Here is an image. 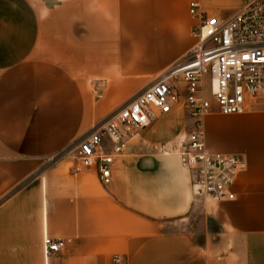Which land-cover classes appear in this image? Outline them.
Instances as JSON below:
<instances>
[{"label":"crops","instance_id":"crops-1","mask_svg":"<svg viewBox=\"0 0 264 264\" xmlns=\"http://www.w3.org/2000/svg\"><path fill=\"white\" fill-rule=\"evenodd\" d=\"M194 0H0V264H264V111L203 119L207 150L240 157L231 202L195 197L154 149L179 107L128 142L100 182L65 154L195 48ZM213 5L223 6L222 0ZM209 5V4H207ZM64 240L46 255L44 240Z\"/></svg>","mask_w":264,"mask_h":264},{"label":"built area","instance_id":"built-area-1","mask_svg":"<svg viewBox=\"0 0 264 264\" xmlns=\"http://www.w3.org/2000/svg\"><path fill=\"white\" fill-rule=\"evenodd\" d=\"M215 0H194L191 16L198 19L193 36L198 42L185 61L165 71L149 88L127 105L93 126L65 155L94 169L103 186L113 181V166L137 132L158 115L181 108L187 127L154 152L174 156L192 177L195 197L231 202L235 177L245 169L240 157L211 154L207 150L203 119L215 112L242 115L248 103L264 95V0H242L235 11L221 18L225 6ZM209 4V5H207ZM64 240L45 237L47 256L62 251ZM112 264H125L116 254Z\"/></svg>","mask_w":264,"mask_h":264},{"label":"rangeland","instance_id":"rangeland-1","mask_svg":"<svg viewBox=\"0 0 264 264\" xmlns=\"http://www.w3.org/2000/svg\"><path fill=\"white\" fill-rule=\"evenodd\" d=\"M213 3L214 2H211L210 4H213ZM242 3H244V1H242V0H222L223 6H225V8H230V9L224 10L221 13V18L227 20V18H229V16L235 11L232 8L238 6ZM254 101L256 102L255 106L253 107L254 110L264 111V95L254 99ZM77 141H76V143H77ZM71 150H69V151H71Z\"/></svg>","mask_w":264,"mask_h":264}]
</instances>
